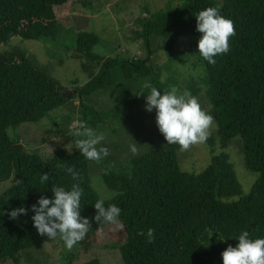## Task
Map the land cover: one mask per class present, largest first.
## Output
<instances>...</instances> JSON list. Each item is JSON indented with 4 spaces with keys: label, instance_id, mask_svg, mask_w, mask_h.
<instances>
[{
    "label": "trees",
    "instance_id": "trees-1",
    "mask_svg": "<svg viewBox=\"0 0 264 264\" xmlns=\"http://www.w3.org/2000/svg\"><path fill=\"white\" fill-rule=\"evenodd\" d=\"M93 2L0 0V44L13 37L60 42L72 26L77 6L93 10ZM208 7H218L235 29L229 51L215 57L214 65L198 53L202 34L197 31L196 15ZM139 22L141 29L135 34L147 49L144 59L118 53L105 57L95 52L101 42L98 35L85 31L75 37L71 58L80 61L88 76L76 88L83 121L92 127L109 116L86 102L95 92H116L124 99L134 81L148 82L162 93L170 91L152 56L163 49L183 57L172 42L193 36L215 124V134L207 143L212 152L227 149L232 141L238 144L245 171L257 175L249 193L241 196L225 154L213 156L194 174L180 167L182 147L167 144L132 158L121 168L103 164L101 177L115 194L101 198L89 177L91 160L78 149L69 154L59 149L45 160L9 137L10 129L41 121L69 99L62 86L24 53L6 52L0 55V183L11 178L14 182L0 194V264H18L22 255L43 244L47 236L33 226L31 206L41 196L51 198L53 186L70 188L73 183L83 189L81 216L89 220L90 228L77 244L82 253L68 252L66 264H102L91 255L94 248L116 250L122 264H222L221 253L229 245L235 247L243 231L251 239L264 237V0H181ZM70 139L75 142L72 135ZM69 167L79 174L78 181L68 173ZM44 173L49 180L41 184ZM237 196L238 200L226 201ZM101 199L105 207L115 204L121 209L118 223L94 219V204ZM19 207L28 209L27 214L12 219L9 212ZM149 229L154 230L151 241Z\"/></svg>",
    "mask_w": 264,
    "mask_h": 264
},
{
    "label": "rangeland",
    "instance_id": "rangeland-1",
    "mask_svg": "<svg viewBox=\"0 0 264 264\" xmlns=\"http://www.w3.org/2000/svg\"><path fill=\"white\" fill-rule=\"evenodd\" d=\"M181 0H94L93 10L84 9L78 5L73 12L72 26L65 30L64 36L59 41L50 40H25L13 37L0 44V55L10 51L24 53L31 62L40 69H44L63 88V94L69 100L60 108L49 113L37 123H25L18 129H10L9 137L21 144L26 151L36 153L47 160L61 149L66 154L72 153L76 144L70 139L73 131L83 121V114L79 103V89L88 80L87 74L81 68L80 61L71 58L72 49L75 48L74 39L80 32H92L98 35L100 43L95 47V52L102 56L115 53L128 58L144 59L147 49L138 39L135 32L141 29L140 19L148 17L167 5H177ZM49 41V42H44ZM158 42H161L160 40ZM195 37L181 36L172 42V47L177 54H169L159 49L152 56V64L161 72V80L169 82V90L173 87L179 92H191L198 100L201 109L209 114L210 103L206 97L205 86L202 83L203 68L198 65L195 56ZM154 46L155 44L154 41ZM126 97L122 99L116 92H95L86 97V102L95 110L109 114L104 120L92 126L97 133H103L105 140L99 147H105L107 156L101 161L89 162V174L92 186L101 198L109 199L114 192L109 190L103 182V164L110 167L121 168L126 166L136 156L144 154L154 148L167 145L168 142L159 131L156 123V111L146 110L147 89H143L142 81L129 83ZM141 91L144 94H140ZM140 94V95H139ZM116 114V117L113 115ZM215 134L213 122L209 129L208 138ZM207 138V140H208ZM207 140L196 143L178 153L180 167L185 172L200 173L213 156L225 154L228 163L236 175L241 187V196L249 193L257 175L248 173L244 169L243 157L235 141L230 142L227 149H214L211 151ZM218 145V140L213 139ZM135 145L136 152L131 151ZM14 179L0 183V194L6 190ZM240 197L227 199L232 202ZM82 253L79 245L68 250L62 239H45L43 244L34 250L22 255L18 264H66L64 258L68 252ZM91 255L98 257L102 264H122L116 250L94 248ZM4 264H14L6 262Z\"/></svg>",
    "mask_w": 264,
    "mask_h": 264
},
{
    "label": "clouds",
    "instance_id": "clouds-1",
    "mask_svg": "<svg viewBox=\"0 0 264 264\" xmlns=\"http://www.w3.org/2000/svg\"><path fill=\"white\" fill-rule=\"evenodd\" d=\"M197 31L202 35L198 40V53L208 64L216 63L215 57L229 51V38L235 35L234 24L225 18L218 7H208L196 15ZM143 89L148 90L146 96V110L156 111V123L168 144H178L183 149L190 145L203 143L207 140L209 129L214 118L201 109L200 104L191 92L173 87L162 93L150 83L145 82ZM140 94H144L141 91ZM139 94V95H140ZM76 148L88 160L99 162L107 156L105 147H99L105 140L103 133H97L86 122L81 121L73 131ZM133 145L131 151L136 152ZM74 181L79 180V174L73 168L67 169ZM49 175H41L40 183L45 184ZM51 198L41 196L36 204L31 206L33 226L41 235L49 239L59 237L65 247L71 250L82 241L89 231L90 224L86 217L81 216V198L83 189L79 183H73L70 188L53 186ZM96 221L116 224L119 222L121 209L115 204L104 206V201L97 200ZM28 209L19 207L12 209L9 215L16 219L19 215H26ZM143 234V233H141ZM149 241L154 236V230L147 232ZM224 241V240H221ZM222 264H264V237L251 239L248 231H243L238 237V244L229 245L222 253Z\"/></svg>",
    "mask_w": 264,
    "mask_h": 264
}]
</instances>
